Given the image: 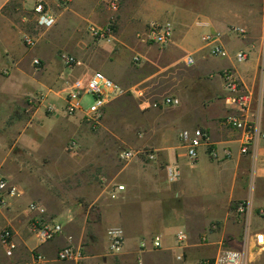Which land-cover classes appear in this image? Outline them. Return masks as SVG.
Returning a JSON list of instances; mask_svg holds the SVG:
<instances>
[{
  "label": "crops",
  "instance_id": "obj_1",
  "mask_svg": "<svg viewBox=\"0 0 264 264\" xmlns=\"http://www.w3.org/2000/svg\"><path fill=\"white\" fill-rule=\"evenodd\" d=\"M37 1L46 3L52 9L56 21L39 34V41L35 46L41 52L37 50L27 53L22 49L25 45L21 36L27 30L32 16L34 18L31 10ZM228 3L233 9H228ZM263 13L264 0H120L116 12L109 9L107 0H70L65 9L57 7V0H0V86L6 80L23 86L32 74L45 90V93L42 90L27 92L20 87L18 93L3 100L0 98V131L9 134L13 141L10 150L18 146L21 151L27 150L28 154L42 151L40 144L46 143V140L33 144L23 139L29 127L35 126L41 130L46 128L48 137L55 133L56 123H64L65 116L76 115L77 111V118L83 116V113L80 114L81 108L73 114L56 108L51 114L46 112V104L54 106L50 101L53 96L62 99L63 106L65 105L66 93L78 72L72 71L71 75L62 80L59 72L46 80L45 61L49 59L50 53L55 58L56 66L53 71L58 72V60L63 62L61 54L67 53L90 71V67L102 71L118 85V82L123 81L129 89L141 86V92L149 101H155L151 94V88L157 84L152 83L155 76L163 72L173 73L177 86L168 95L176 96L180 100L177 106L160 104L158 107L146 108L139 103L138 112L144 122L141 133L129 142L138 147L136 149L152 150L156 157L153 160H146L142 156L133 157L121 167L120 172L125 173V176L116 182L111 181L109 185H124V190L118 196L122 200L117 209L109 211L108 206L100 199L99 227L95 225L97 222H93L95 227L90 230L85 217L81 220L75 219L74 212L66 209L52 218L62 223L63 232L50 241L40 243L35 239L31 226L32 221L43 217L42 214L31 211L29 204L22 205L16 197H8L7 206L5 204L0 207V230L11 228L16 248L8 256L0 242L4 251L3 253L0 250V264H24L31 261L36 253L45 256L40 264H134L130 258L133 254L146 249L156 250L139 247L141 240L150 234L148 221L156 220L158 216H166L172 205L176 206L183 199L186 204L180 210L179 216L185 226H192L189 230L195 234L190 241H196L199 245L210 243L216 246L215 254L201 256L194 264H200L204 258L215 257L221 250H239L244 236L243 215L235 213V204L238 201L246 202L249 214L253 216L258 214L256 210L264 203V140L258 138L246 153L240 152L241 131L223 122L227 114L236 111L222 99L224 89L220 73L223 69L232 67L246 85V81L252 79L253 85L250 88L255 94H264V80L260 83L254 81L257 75L256 57L260 52L264 30ZM111 17L115 20L113 41L93 39L88 32V25L104 26ZM152 20L169 21L173 25L172 37L164 47L143 42L136 36ZM192 24L203 27V34L210 30L220 31L224 38L222 41L224 40L223 45L226 48L225 55L212 57L209 53H202L205 46L201 45L188 52L195 59L193 65L184 63L185 56L176 58L177 50L188 45V27ZM232 25L244 27L246 36L239 40V37L229 33L228 29ZM57 35L61 38L58 43ZM233 40H239L240 43L235 45ZM239 50H246L249 56L255 57V62L251 63V74L242 72L234 65L235 62L233 64L232 58H235ZM134 56L139 57L138 62L133 61ZM223 57L230 58L232 64L223 63L219 59ZM34 58L41 60L39 68L33 64ZM122 65L131 68L135 75L126 78L125 75L117 73L120 70L118 67ZM48 72L46 68V74ZM259 84H262V88L258 87ZM40 92L44 94L40 105L26 116L19 115L18 110L26 106L27 97ZM256 114V126L264 131V108L259 109ZM196 127L207 132L217 158H212L205 146L199 148L195 161L187 156L185 142L180 139L179 132ZM40 138L43 139V135ZM47 147L50 151L53 150L50 146ZM226 150L231 152L229 157L225 155ZM18 163L14 164L19 166ZM169 165H176L180 169L181 174L176 181H168L166 177V168ZM0 174L9 180L18 181L13 177L14 174L3 169L1 162ZM108 188L105 186L102 192L107 193ZM103 193L92 201H97ZM38 199L46 211V198L39 196ZM44 219L49 220L47 217ZM111 219L114 221L110 223ZM126 223L133 230L131 236L127 234ZM71 224H74V230ZM261 226L264 228V221ZM111 227H120L124 232V246L117 254L104 253L108 250V239L105 248L102 246V233L105 234ZM200 227L204 233L199 236L196 231ZM255 228L251 227V230L262 231ZM155 235L161 239V252L168 253L173 249L160 234ZM68 244L82 247L81 260H57V251ZM190 245L191 242L185 244L186 248Z\"/></svg>",
  "mask_w": 264,
  "mask_h": 264
},
{
  "label": "rangeland",
  "instance_id": "obj_2",
  "mask_svg": "<svg viewBox=\"0 0 264 264\" xmlns=\"http://www.w3.org/2000/svg\"><path fill=\"white\" fill-rule=\"evenodd\" d=\"M228 9H233V6L230 3H228ZM204 30L205 29L199 25H190L188 27L187 33L189 38L188 45H186L184 48L178 49L175 57L181 58L187 55L189 50H192L191 48L199 47L201 45L204 46L201 40V35L203 34ZM42 31L43 29L36 27L34 18L32 16V19L27 24V30L24 32L34 33L39 38V34ZM240 38L242 37H239V40H241ZM60 40V35H57L56 42ZM239 40H233V43L238 45L240 43ZM260 44V52L258 57H256L257 75L254 79L256 83H260L261 80H264V75L262 76L260 72V64L262 61H264V30L262 32ZM22 49H25L27 53L37 52V50L40 51V49L36 48V46L33 48H25V46H22ZM44 52L46 53V51ZM201 52L208 53V48H202ZM49 55V59L45 61L44 74L46 75V80H48L50 77H53L55 74L57 75L59 72L62 75L60 80H62L63 78L71 75L73 73L72 71H78L76 76L78 78L83 76V74L86 72V69H88V67L86 68L84 64L77 65L72 68L66 66L63 62L58 60V63L60 64L57 66H60V68L58 67V72L53 71L55 70L56 66L54 62L55 58L52 57L51 53ZM219 59L222 60L223 63L228 62V64H232V60H230L228 57ZM232 59L233 64L235 62L234 65L240 68L242 72H248L249 74L252 73L253 69H251V63L252 61L255 62V57L253 55L248 56V59L241 62H238L235 60V58ZM46 68L49 70L48 74H46ZM71 68L72 70H70ZM90 68L94 71V67ZM118 69L120 70H117V73H121L123 76L125 75L126 78H128V76L135 75L131 68L128 69L123 67V65L118 67ZM35 71L41 72L42 70L35 69ZM87 72H90V69H88ZM31 78H33L34 81ZM35 80H37L36 76L30 74L26 80V84L23 86L18 85L14 81H4V83L0 86V98L3 100L6 97L18 93L21 89L20 87H23L22 90H26L27 92L42 90L45 93V90L39 84L40 82H36ZM153 82L157 83L153 86V88H151V94L153 95L152 97L155 98V101H160L163 96L168 95L171 89H174L177 86L176 76L173 75V73H160L155 76V78L152 80V83ZM118 83L120 84L119 86L126 90V93L111 99L105 105L100 123L94 127L88 125L82 117H76V115H79V111L76 112V115L65 116L64 123H56V125H54L55 133L49 135L48 137H46V128L41 130L35 126L29 127L23 136L24 140H28L33 144L38 143L39 140L44 142L46 140V143L42 142L40 144L42 151H39L35 154H28L26 152L27 150L21 151L18 146H15L13 150H10L9 148L12 146L13 141L8 136L9 134L4 131H0L1 166L4 170L6 169L9 173L14 174L13 177L18 180L13 181L7 178L11 185L16 186V191L18 193H16L14 197H16V199L22 205L26 206L33 201L40 203L38 197L44 196V198H46V211L42 214L44 218L47 217L52 219L59 212L66 209H71V212H74L75 219L81 220L83 217L87 219L90 230L94 229L93 227H95L93 222H97L95 225H98L99 227V203H101V198L103 204L105 203L108 206L109 211H114L117 209L118 203L122 199H112L106 192L103 193L102 191L106 185L111 183V181L116 182L118 179H122L125 176V173L120 172V170L121 167L130 161H120L118 159V153L120 150L127 147L134 149L138 148L133 146L129 140L141 133L142 123L144 122V118H142L138 112V109H140V98H138L137 94L135 93V90H140L141 86H135L132 89H129V87H125V83H123V81ZM246 83L249 88L253 85L252 79L247 80ZM79 84V89L80 87L84 86L83 82ZM260 85L262 84H259L258 87L262 88ZM30 96L31 95L28 97ZM50 101L51 104L55 106L53 107L57 110L64 109L62 99L53 96ZM92 101L93 97L90 94H82L80 98V114L88 108ZM39 105L40 101H37L36 99H34L32 103L27 101L26 106H23L21 110H18V113L21 116H26ZM48 107V104H46V112L50 114L53 113L54 111L52 112V110H50ZM42 135L43 139L40 138ZM47 145L53 150L50 151ZM16 162H19L18 164L20 165L16 166L14 164ZM114 178H116V180H114ZM101 193L103 194L99 199H97V201H92ZM189 200L190 199H188V201ZM185 204V199L178 201L176 206L172 205V209L167 211L166 216H158L156 217V220L153 219L152 221H148L150 225V234L147 236L144 235L146 236V239H149L154 236V234L158 233L162 236V239H164L167 244L173 246V249L168 253L161 252L160 248L156 250L146 249L143 252H137L130 257L134 264H194V262L201 256H210L215 254L216 246L210 245V243H202L199 245L196 244V241H190V239L192 240L195 234L189 230L192 226H185L181 222L179 216V212ZM248 219L252 228L256 227L255 229L264 231V228L261 226V222L264 221V216L259 214H255L253 216L249 215ZM32 220L33 218H31V221ZM111 220L110 223L114 221ZM34 223L35 221H32V228ZM126 224L127 234L128 236H131L133 230L129 227L128 223ZM73 225L74 224H71V228L74 230ZM141 226L142 228L144 227L143 223ZM100 229H102V226H100ZM179 229L187 233L188 238L186 239V242H191L189 248H186V242L182 244L177 242L175 235ZM201 229L202 228L200 227L196 231L198 232L199 236L204 233V231ZM90 230L88 233H90ZM105 234L102 233L103 248H105V242H107V235ZM35 239L37 240L36 237ZM210 239L211 237L209 236L208 240L210 241ZM137 245H139V242ZM0 250L3 251L1 244ZM104 253L111 254L108 250H105ZM178 255H180L181 258L178 259ZM116 258H114V260ZM250 258L251 260L249 264H264V252L260 256H257L259 260H257V258L253 259L252 256Z\"/></svg>",
  "mask_w": 264,
  "mask_h": 264
},
{
  "label": "built area",
  "instance_id": "obj_3",
  "mask_svg": "<svg viewBox=\"0 0 264 264\" xmlns=\"http://www.w3.org/2000/svg\"><path fill=\"white\" fill-rule=\"evenodd\" d=\"M69 2L70 0H57V7L65 9L69 6ZM107 4L111 11L116 12L119 8L120 0H107ZM32 12L34 14V23L39 29L48 28L56 21L52 9L42 1L34 3ZM88 32L96 40L112 42L115 33V20L111 17L104 26L90 24L88 25ZM228 32L237 37H245L247 34L244 27L237 25L230 26ZM172 34L173 25L171 22L152 20L148 21L145 29L142 32L137 33L136 36L143 42L155 43L159 47H164L169 43ZM222 38L223 34L218 30L206 31L202 35V42L204 46L208 48V53L212 57L225 55L226 49L223 45ZM22 41L27 48H32L36 45L38 37L34 33L24 32ZM248 56V51L239 50L235 54V59L241 62L248 59ZM61 59L63 63L69 67L81 64L74 56L67 53H62ZM133 60L138 62L139 57L134 56ZM183 61L186 65H193L195 63L193 54L185 55ZM33 64L35 67L39 68L41 66V60L39 58H34ZM260 72L263 76L264 61L260 64ZM220 75L223 80L224 89L222 99L227 106L236 111L227 114L224 117L223 122L225 125L241 131L240 152L246 153L256 139L261 138L264 140V131L259 130L256 126V113L259 109L264 108V94L261 92L255 94L251 88L238 78L235 69L232 67L223 69ZM81 82H83L84 86L80 87V90L78 84ZM83 93L90 94L93 97V101L88 108L83 111L82 117L88 125L94 127L100 123L105 105L111 99L126 93V90L100 70L86 71L83 76L75 78L66 93L64 109L67 113L73 114L76 110L81 108L80 98ZM135 93L137 94V97L140 98V104H144L146 108L158 107L160 104L163 106H177L180 104L179 98L173 95H165L160 101H149L141 90H135ZM43 96L44 94L42 92L36 93L35 95L28 97L27 101L29 103H32L34 99L41 101ZM48 108L52 111L54 110V107L52 106H49ZM179 137L185 142L187 156L192 161L197 159L199 148L201 146L206 147L212 158H217V153L211 147L207 132L201 127H196L192 130H181L179 132ZM225 155L229 157L231 152L226 150ZM141 156L146 160H153L156 157L155 153L148 148L134 149L127 147L120 150L118 153V159L120 161H130L133 157ZM180 174V169L176 165L167 166L166 177L168 181H176L180 177ZM106 187H109L107 189V194L112 199L118 198L119 193L125 188L124 185L117 183H112L111 185L108 184ZM16 193H18L16 187L11 185L4 175L0 174V207L6 204L8 197H13ZM28 207L31 211H36L39 214L45 212L44 207L35 201L29 203ZM235 213L243 215L244 236L241 248L239 250H221L219 254L213 258L202 259L200 264H249L251 256L254 259L255 255L259 256L264 252V232L251 230L250 221L248 219L250 215L248 204L244 201L236 202ZM257 213L264 216V203L258 207ZM212 228H215V226ZM62 232V223L53 219L46 220L43 217H39L33 226L34 236L40 243L50 241ZM106 235L108 239V251L111 254L121 252L124 246V232L122 228L111 227L107 229ZM175 236L179 244L185 243L188 238L187 233L183 230H179ZM0 242L4 247L5 254L11 256L16 248V243L13 240V234L10 228H3L0 230ZM148 247L152 249L161 247L160 237L155 235L149 239H142L140 242V248L145 249ZM82 257V247L71 244L61 247L56 255L57 260L60 261H79ZM177 258H181V256L178 255ZM44 259L45 257L42 253H36L31 261L24 264H40Z\"/></svg>",
  "mask_w": 264,
  "mask_h": 264
}]
</instances>
